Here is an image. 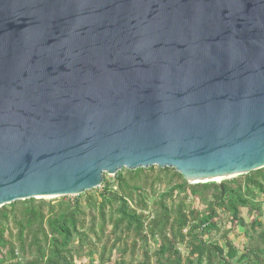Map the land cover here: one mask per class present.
I'll list each match as a JSON object with an SVG mask.
<instances>
[{
    "label": "water",
    "instance_id": "95a60500",
    "mask_svg": "<svg viewBox=\"0 0 264 264\" xmlns=\"http://www.w3.org/2000/svg\"><path fill=\"white\" fill-rule=\"evenodd\" d=\"M152 167L264 168V0H0V208Z\"/></svg>",
    "mask_w": 264,
    "mask_h": 264
},
{
    "label": "trees",
    "instance_id": "16d2710c",
    "mask_svg": "<svg viewBox=\"0 0 264 264\" xmlns=\"http://www.w3.org/2000/svg\"><path fill=\"white\" fill-rule=\"evenodd\" d=\"M118 172L114 178L115 190L105 181L102 183L100 201L96 208L95 197L91 191L76 196L73 200L65 197L54 201H37L34 199L18 201L0 208V264H74L83 256L84 242L87 239V220L92 209H97L99 221L98 233L104 235L107 227H111L109 235L120 233L123 243L122 254H126L127 239L132 236L131 252H134L138 240L147 235L156 238L158 264H228L222 260L223 251L216 245H206L201 239L193 237L195 232L203 235L215 229L214 216L216 210H223L232 216V221L246 233L248 225L239 219V208L248 202L243 200L249 191L241 189L237 193L225 185L223 190L215 183L188 186L193 199L205 200L209 191H213L212 201L207 203L205 215L186 212L180 203L175 209L164 203L165 195L160 199L155 216L146 222V217L138 210L144 211L146 203L141 193L145 182L141 180L144 170ZM177 181L186 187L182 177L174 173ZM264 177V168L251 172L245 177V185L262 191L258 179ZM95 190V189H94ZM108 210L111 213L108 215ZM94 220V218H93ZM190 222H197L196 227L185 229ZM251 228L259 227L260 223L253 220ZM191 230L194 232L191 233ZM193 241H187L190 237ZM187 241V243H186ZM185 244L186 257H182L176 245ZM226 259L232 260L235 252L228 248ZM102 258V257H101ZM20 261H23L22 263ZM102 264V259L99 261ZM258 264H264L259 261Z\"/></svg>",
    "mask_w": 264,
    "mask_h": 264
},
{
    "label": "rangeland",
    "instance_id": "374dc122",
    "mask_svg": "<svg viewBox=\"0 0 264 264\" xmlns=\"http://www.w3.org/2000/svg\"><path fill=\"white\" fill-rule=\"evenodd\" d=\"M144 170L141 180L145 182L144 189L141 193V197L144 198L146 203V209L144 211L138 210L137 213H141L146 217V222L155 216L157 206L156 203L162 199L165 195H170V198H165L164 203L167 207L175 209L180 203H183L186 207V212H193L198 215H205L207 211V203L212 201L213 191H209L206 199L199 200L193 199L186 187L180 181L174 177L176 173L173 169H158L156 167L142 169ZM127 170H122V173H126ZM246 175L237 176L234 178L226 179L221 184L228 187L230 190L237 193L238 189H241L243 193L246 190L249 194H244L243 200H246L248 204L245 207L239 208V219L243 220L244 224L248 225L246 233L237 226V223L232 221L230 213L223 210H216L214 216L215 229L210 233H204L200 235L195 232L193 237L200 238L206 245H216L223 251L222 260L228 264H258L259 261L264 263V177L258 179L262 187V191H258L252 187L245 185ZM114 176H103L105 181L112 190H115ZM102 192V186L95 190H92L91 195L95 197L96 208L100 201L99 193ZM76 196H65L68 200H73ZM63 197H57L54 199H39L37 201H54ZM92 209L89 219L87 220V230L85 231L87 239L84 242L83 256L79 260H75L74 264H99L102 259V264H158V258L156 252L158 250V242L156 238H152L147 235V232L143 234L142 240H138L134 252H131L132 236L124 242L128 249L126 254H122L123 242L120 233L109 235L111 227H107V232L104 235L98 233L99 221L97 218V209ZM108 215L111 210H108ZM94 218V220H93ZM255 220L260 223L259 227L251 228V222ZM197 222H190L189 226L184 230L185 233L196 227ZM194 232L191 230V233ZM191 236L187 241H193ZM186 241V243H187ZM232 248L235 252V256L232 260L226 259V253L228 248ZM176 249L182 255L186 257L187 248L185 244L176 245ZM102 257V258H101ZM21 263L23 261H20ZM205 264V262H202Z\"/></svg>",
    "mask_w": 264,
    "mask_h": 264
},
{
    "label": "bare ground",
    "instance_id": "6f19581e",
    "mask_svg": "<svg viewBox=\"0 0 264 264\" xmlns=\"http://www.w3.org/2000/svg\"><path fill=\"white\" fill-rule=\"evenodd\" d=\"M224 180L223 179H220V180H218V183H222ZM47 199H49V198H47Z\"/></svg>",
    "mask_w": 264,
    "mask_h": 264
}]
</instances>
